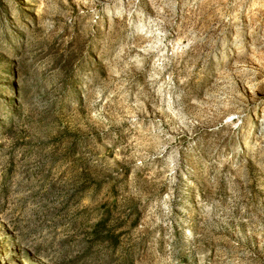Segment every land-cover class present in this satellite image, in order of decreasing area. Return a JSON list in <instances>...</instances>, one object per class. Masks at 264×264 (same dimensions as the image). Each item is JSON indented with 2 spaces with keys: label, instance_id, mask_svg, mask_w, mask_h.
<instances>
[{
  "label": "rangeland",
  "instance_id": "1",
  "mask_svg": "<svg viewBox=\"0 0 264 264\" xmlns=\"http://www.w3.org/2000/svg\"><path fill=\"white\" fill-rule=\"evenodd\" d=\"M0 264H264V0H0Z\"/></svg>",
  "mask_w": 264,
  "mask_h": 264
}]
</instances>
